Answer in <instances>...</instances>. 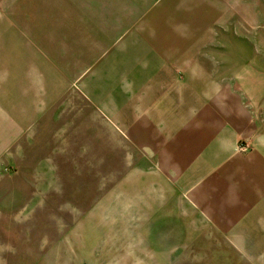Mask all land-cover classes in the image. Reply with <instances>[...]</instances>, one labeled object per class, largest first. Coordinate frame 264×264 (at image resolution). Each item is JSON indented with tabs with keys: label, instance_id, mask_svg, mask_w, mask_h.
I'll use <instances>...</instances> for the list:
<instances>
[{
	"label": "crops",
	"instance_id": "1",
	"mask_svg": "<svg viewBox=\"0 0 264 264\" xmlns=\"http://www.w3.org/2000/svg\"><path fill=\"white\" fill-rule=\"evenodd\" d=\"M161 8L0 0V186L3 166L44 147L36 140L48 125L105 120L127 138L138 125L139 155L154 156L155 187L169 193L161 203L179 221L163 258L177 262L186 252L187 262L264 264V138L237 148L259 124L242 101L209 100L210 73L197 61L205 58L162 41ZM47 162L43 171L58 169Z\"/></svg>",
	"mask_w": 264,
	"mask_h": 264
},
{
	"label": "rangeland",
	"instance_id": "2",
	"mask_svg": "<svg viewBox=\"0 0 264 264\" xmlns=\"http://www.w3.org/2000/svg\"><path fill=\"white\" fill-rule=\"evenodd\" d=\"M146 2L162 7L167 46L205 58L195 60L210 73L209 100L224 96L250 109L260 128L251 141L239 138L237 148L246 151L255 137L263 139L264 0ZM82 109L90 115L88 106ZM83 122L48 125L36 140L44 147H27L18 163L3 166L0 264H200L197 257L185 261L186 252L177 262L163 258L179 221L161 203L169 193L155 187L161 179L154 156L139 155L138 125H130L134 138H127L105 120ZM47 160L58 169L43 171Z\"/></svg>",
	"mask_w": 264,
	"mask_h": 264
}]
</instances>
